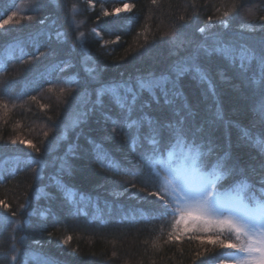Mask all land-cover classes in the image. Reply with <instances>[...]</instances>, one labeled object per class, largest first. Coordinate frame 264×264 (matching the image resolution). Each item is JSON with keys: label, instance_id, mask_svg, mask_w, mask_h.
Returning a JSON list of instances; mask_svg holds the SVG:
<instances>
[{"label": "trees", "instance_id": "16d2710c", "mask_svg": "<svg viewBox=\"0 0 264 264\" xmlns=\"http://www.w3.org/2000/svg\"><path fill=\"white\" fill-rule=\"evenodd\" d=\"M124 3L134 7L118 16L103 15L104 9L112 12L114 8H122ZM17 4L22 14L34 15L36 19L24 20L22 25L15 26L17 31L0 37V50L11 40L19 38L25 41V51L32 53L35 48L29 41L35 37L40 50L51 51L52 55L31 64L11 61L7 71L0 74V90L7 88L11 81L8 103L10 107L12 103L17 105L4 118L7 123L0 120V199L9 205L8 208L0 206V217L5 218L0 221V264H9L13 245L20 252L37 249L50 258L52 264H212L213 258L221 254H233L234 249L213 248L204 257L196 259L195 253L202 251L203 247L198 241L185 238L182 242L165 243L170 217L152 218L158 215L155 210L159 207L154 198L149 197L147 201L129 198L136 191L131 184L143 187V181L151 185L158 183L142 159L147 145L133 152L125 132L118 129L117 133H111V124L104 121L100 111L90 113L84 123L69 131L54 152L49 148L63 133L67 116L76 108L78 96L86 87L92 91L101 84L168 71L172 64L188 56L203 42L205 34L199 31L200 28H206V34L219 33L225 39L249 43L264 39L261 22L249 15L250 10L257 17L264 15V0H160L158 5H152L151 0H15V3L14 0H0V18H7L17 10ZM73 4L77 6L75 21L71 12ZM234 5L235 10L227 20L228 27H223L216 9L223 12L233 9ZM180 16L184 19L180 20ZM40 20L44 22L39 23ZM93 28L100 36L92 32ZM145 28L148 29L146 41L143 35H139ZM171 30H177V41L170 34L165 35ZM57 31L63 33L62 41H57ZM80 32L85 34L82 44L78 38ZM117 36L120 37L118 42L104 44L105 40L115 41ZM179 42L182 46H178ZM82 48L90 57L89 66L96 69V82L85 76L80 63ZM69 59L75 67L64 73L54 72L49 79L61 80L79 73L80 83L73 85V90L58 101L54 93L46 91L52 85L40 80L38 74L51 64ZM210 63L215 101L211 95H206V86L190 75L182 78L181 90L196 114V121L205 122V131L210 134L214 145V155L229 151L258 189L261 186L257 177L247 169L250 165L258 166L264 156L241 139V129L264 131V125L259 123L253 127L257 117L252 107L258 97L252 95L233 69L216 58ZM218 72L224 73V79ZM33 95L37 96L39 103L49 105L48 109L42 110L38 103L31 101L29 97ZM217 102L224 121L230 123H206ZM17 122L20 127H15ZM44 131H49L47 138L43 136ZM17 135L31 140L41 151L36 153L19 143L12 145L9 137ZM89 140L101 143L123 168L134 174H116L102 168ZM13 157H19L18 164L13 162ZM62 159L66 160V171L60 170ZM30 160L44 164L40 178H37L39 164L28 162ZM53 178L94 200L98 199L102 220L92 215H75V210L63 200ZM233 182L228 179L218 187L223 191ZM125 188L129 191L124 195H112L113 192L123 193ZM38 189L49 195L37 199ZM20 204H26V207L21 209ZM33 211H46L47 216L29 217L27 213ZM84 211L91 213L94 209L85 208ZM133 212L137 213L135 220L124 218L126 213ZM141 212L147 218L141 219ZM18 221L29 223L16 227ZM49 233L53 235L49 236ZM66 235L73 237L68 245L61 243V238ZM157 237L161 245L159 249L152 247ZM224 264L234 262L226 260Z\"/></svg>", "mask_w": 264, "mask_h": 264}, {"label": "snow or ice", "instance_id": "6c2138e0", "mask_svg": "<svg viewBox=\"0 0 264 264\" xmlns=\"http://www.w3.org/2000/svg\"><path fill=\"white\" fill-rule=\"evenodd\" d=\"M159 2L160 0H151L152 5H158ZM91 6L95 7V5ZM16 7L17 10L12 11L7 18H0L2 20L0 37L17 31L15 26L22 25L24 20L36 19L34 15L22 14L18 4ZM133 7L134 5L124 3L122 8H114L112 12L104 9L103 15L118 16L122 12L131 11ZM234 10L235 5L233 9L223 12L219 8L216 9L220 13L217 18L223 27H228L227 20ZM71 12L75 21L77 12L75 4L72 5ZM249 15L253 19H258L264 27V15L257 17L251 10ZM183 19L184 17L180 16V20ZM211 19L209 17L210 21ZM43 22V20L39 21V23ZM253 29L255 30V26ZM147 31L148 29L145 28L139 34L144 36L145 41L148 38ZM199 31L205 34L203 42L197 45L188 56L172 64L166 72L159 75L149 73L146 76H138L135 80L101 84L92 91L86 87L78 96L76 108L67 116L63 133L56 138L49 151L54 152L59 147L60 141L66 138L67 133L84 123L90 113L100 111L104 121L111 124V133H117L118 129L125 132L128 146L133 152L147 145L142 159L150 173L157 178L158 183L151 185L143 181V187H137L135 183L131 184V188L136 191L131 193L129 198L144 201H147L149 197L154 198L159 207L155 210L158 215H153L152 218L170 217L168 221L170 230L167 232L165 243H178L185 238L189 241H198L203 247L202 251L195 253L196 259L204 257L213 248L235 250L231 255L221 254L213 258L212 264H224L226 260H231L234 264H264V161L258 166L250 165L247 169L257 177V183L261 187L256 189L248 175L245 174V169L233 159L229 151L214 155V145L210 134L205 131V122L196 121V114L181 90L182 78L190 75L206 86V95H211L215 101L216 89L210 72V62L212 58H216L226 67L233 69L252 95L258 97L252 107V112L257 117L253 127L256 123L264 125V39L249 43L245 40L225 39L219 33L206 34V28H200ZM92 32L100 36L97 29L93 28ZM169 34L174 41L178 40L177 30L165 33V35ZM55 35L57 41L63 40V33L57 31ZM84 35V32L79 33L78 38L81 44ZM119 40L120 37L117 36L115 41L105 40L104 44L116 43ZM29 43H32L35 48L32 53L25 51V41L19 38L3 46L0 50V74L7 71V65L11 61L21 60L24 64H31L52 55L51 51L40 50L41 46L35 37L31 38ZM178 46H182V42H179ZM82 52L80 63L85 76L88 80L96 82V69L89 66L90 57L86 50L82 48ZM206 64L209 66L206 67ZM74 67L70 59L63 60L59 64L46 67L38 74V78L52 85L46 89L47 92L54 93L58 101L63 100L73 90L72 86L80 83L79 73L66 76L61 80H52L49 77L54 72L64 73ZM217 74L224 79L223 72ZM8 83L7 88L0 90V120L4 123H7L4 118L8 113L17 107L16 103L9 106L8 99L11 98L12 82ZM29 99L38 103L42 110L49 107L47 104L39 103L37 96H30ZM113 108L115 113H113ZM206 123L209 125L230 123L224 121V115L218 102L215 111L211 113V118ZM15 127H20L18 122ZM49 131H44L45 138L48 137ZM105 139H110V137H105ZM241 139L264 156V131L254 132L248 128L241 129ZM9 142L12 145L17 143L24 145L36 153L41 151L40 147L31 140L20 135L9 137ZM88 143L92 145L95 157L102 168L116 174H134L130 169L123 168L101 143L92 140ZM71 152L72 147L70 146L69 153ZM12 160L16 164L19 163V157H13ZM28 162L39 164L37 178H40L44 164L34 160ZM4 163L7 164L8 161ZM60 170H68L66 160L62 159ZM53 179L63 200L75 210V215H92L93 218L102 220V209L99 207L98 199L94 200L91 196L76 191L61 180ZM228 179H233L234 182L221 191L218 186ZM150 188L155 190H149ZM128 191L129 189L125 188L123 193L113 192L112 195H124ZM246 193H248L247 196ZM41 195L47 197L49 194L38 189L37 199ZM249 200L253 203L250 204ZM0 206L9 207L2 199H0ZM105 206L108 207L107 202ZM19 207L24 209L26 204H20ZM85 208L94 209V211L85 212ZM27 215L46 217L47 212L33 211ZM136 215V212L126 213L124 218L135 220ZM139 216L141 219L147 218L143 212L139 213ZM26 223L29 221H18L16 227H22ZM13 230L15 231V228ZM163 231V226H161V234ZM51 235L53 234L49 233V236ZM72 239V235L63 236L61 243L68 245ZM158 241L159 237L153 241V248L161 247ZM36 244L38 245L39 242L37 241ZM209 245L212 248L207 247ZM112 255L115 256L116 253L113 252ZM8 259L9 264H52L50 258L37 249H26L20 252L15 245Z\"/></svg>", "mask_w": 264, "mask_h": 264}, {"label": "rangeland", "instance_id": "374dc122", "mask_svg": "<svg viewBox=\"0 0 264 264\" xmlns=\"http://www.w3.org/2000/svg\"><path fill=\"white\" fill-rule=\"evenodd\" d=\"M0 168H1V166H0ZM248 202H249L250 204L253 203L251 200H249ZM3 220H5V218H4V217H0V221H3Z\"/></svg>", "mask_w": 264, "mask_h": 264}]
</instances>
